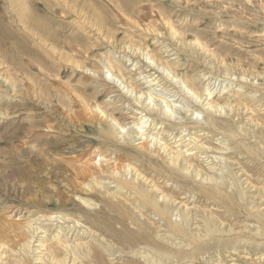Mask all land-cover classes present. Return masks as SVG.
<instances>
[{"label":"rangeland","instance_id":"374dc122","mask_svg":"<svg viewBox=\"0 0 264 264\" xmlns=\"http://www.w3.org/2000/svg\"><path fill=\"white\" fill-rule=\"evenodd\" d=\"M162 146L184 153L177 176ZM118 162L158 184L180 232L120 189ZM40 213L79 220L65 241L103 264H264V0H0L3 264Z\"/></svg>","mask_w":264,"mask_h":264},{"label":"bare ground","instance_id":"6f19581e","mask_svg":"<svg viewBox=\"0 0 264 264\" xmlns=\"http://www.w3.org/2000/svg\"><path fill=\"white\" fill-rule=\"evenodd\" d=\"M75 4V3H74ZM175 31V30H174ZM174 35V34H173ZM197 43H198V40H197ZM199 44V43H198ZM200 45V44H199ZM196 46V45H195ZM203 50H204V48H203ZM216 55V54H215ZM153 59V58H152ZM110 61V60H109ZM114 64H117V66H118V68L121 70V72L123 71V69H121L122 68V65L121 64H119V63H116V62H114L113 60H111ZM110 61V62H111ZM110 62L108 63V67L109 68H111V69H113V67H112V65H114L113 63H111L110 64ZM118 62V61H117ZM212 66V65H211ZM215 67V66H214ZM113 71V70H112ZM171 72H169V74H170ZM190 79V78H189ZM195 79V78H194ZM155 80V79H154ZM196 81H198V80H196ZM187 84V83H186ZM138 85V84H137ZM188 85V84H187ZM192 89H190V91H191ZM207 90V89H206ZM205 90V91H206ZM196 91V90H195ZM189 92V91H188ZM197 92V91H196ZM190 93V92H189ZM196 95V94H195ZM149 98H150V96H149ZM152 98V97H151ZM150 98V99H151ZM209 107L211 108V107H213V105L211 104H209ZM215 107V106H214ZM166 108H168L167 106H166ZM209 110H211V109H209ZM214 110V109H213ZM103 111H101V113H102ZM103 114V113H102ZM212 114V113H211ZM104 115V114H103ZM210 117L212 116V115H209ZM107 117V116H106ZM113 120V119H112ZM115 120L116 119H114V121H112L113 123L115 122ZM214 120H213V118H209V121L208 122H210V123H212ZM161 122V121H160ZM116 123V122H115ZM181 124V123H180ZM184 124V123H183ZM180 125V126H184V125ZM193 124V123H192ZM186 125H187V123H186ZM213 126H215V125H213ZM156 127V126H155ZM137 128V127H136ZM120 129H122V127H120ZM23 132H25V130H23ZM123 132H124V130H123ZM39 134V133H38ZM24 135H25V133H24ZM200 135V134H199ZM127 136H128V134H127ZM152 136V135H151ZM34 137V136H33ZM22 138V137H21ZM153 138V137H152ZM140 140V139H139ZM26 141V140H25ZM20 142H21V140H20ZM164 144V143H163ZM162 144V145H163ZM187 144V143H186ZM163 147V146H162ZM144 148V147H143ZM166 148H167V146H164L163 147V149L162 150H165V152H166V156H168V160L170 161V163H171V166H169V165H167V170H169L170 171V173L171 174H173V175H176L177 176V172L179 171V169H182V167L180 168V166H181V163H182V160H181V158L182 157H184V153L180 150V151H177L176 153H172L171 151L169 152V153H167V150H166ZM168 149V148H167ZM188 149V148H187ZM208 150V149H207ZM189 151V150H188ZM149 149H148V147L145 149L144 148V150H143V153H142V155L145 157V159L147 160V158H150L149 157ZM189 155V154H188ZM101 159V158H100ZM99 159V160H100ZM88 162H90V161H88ZM87 162V163H88ZM92 162V161H91ZM90 162V163H91ZM98 163H100L99 161H97ZM105 162V161H104ZM140 162V161H139ZM139 162H138V164H139ZM86 162L85 163H83L82 165H80V169H86V164H87ZM90 163H88V164H90ZM165 163V162H164ZM188 164V163H187ZM164 165V164H163ZM95 166V165H94ZM87 167L88 168H90L89 167V165H87ZM97 167V166H96ZM95 167V168H96ZM125 165L124 164H122L121 162H118V163H116L113 167H112V170L110 171V175L112 176V177H117L118 175H120L123 171H124V169H125ZM127 167L128 168H130L129 170H131V171H133L134 170V173H133V175L132 176H134L135 178H136V182H134V181H132V182H128L127 180H126V178H125V180H120V178H123V177H119V187H120V189H126V190H129L130 189V191H132V193H134V194H136V195H140L141 196V198L143 199V202H144V204H145V206H146V208L148 207V208H150V209H152L154 212H156L157 213V215L159 216V218H160V221H161V224L164 226L163 228H167V230L168 231H170L171 233H175V232H180V231H177L176 230V228H175V226L171 223V221H170V219L171 218H169L170 216H169V209L167 208L168 206V202H169V200H168V196L165 194V195H163V191H161L160 189H159V187H158V184H156L154 181H152V180H148L146 177H144V175L142 176V174H141V170L140 169H138V168H136V167H134V166H130L129 164L127 165ZM162 167V166H161ZM187 167V166H186ZM190 167H192L190 164L188 165V168H186V169H190ZM99 168H101V166L99 167ZM110 168V167H109ZM93 169V168H92ZM96 170V169H95ZM163 170V169H162ZM166 170V171H167ZM165 171V170H164ZM242 171V170H241ZM184 172V171H183ZM201 171L200 170H198L197 172H196V175H198L199 176V173H200ZM218 172V171H217ZM123 174V173H122ZM180 174V173H179ZM201 174H202V172H201ZM179 177V176H178ZM207 177V176H206ZM204 178V180H206L207 178ZM210 177V176H209ZM214 178V180H215V178L216 177H213ZM181 179V178H180ZM210 179V178H209ZM211 180V179H210ZM228 180V179H227ZM113 181V180H112ZM97 182V181H96ZM215 182H216V180H215ZM211 183V182H210ZM219 183H221V181L219 182ZM99 184V183H98ZM216 184V183H215ZM146 185V186H145ZM217 186H218V184H217ZM214 187V186H213ZM219 187V186H218ZM221 187V186H220ZM215 189H216V187H214ZM118 192V191H117ZM121 192V191H120ZM119 192V193H120ZM154 192H159L160 194H161V199H163V202H164V207L161 209V208H159V203H158V201H157V199L153 196V194H154ZM115 193V192H114ZM87 201V200H86ZM86 201L84 202V203H86ZM58 202H59V204L60 205H62V203L58 200ZM65 204V203H64ZM87 206H90V205H87ZM182 206V205H181ZM64 207V206H63ZM185 207V206H184ZM113 208V207H112ZM120 210V209H119ZM187 210V208L185 209V210H183V212H185ZM123 210H120V211H118L119 212V214H122L123 212H122ZM85 214V213H84ZM171 214V213H170ZM61 215V214H60ZM59 215V216H60ZM88 214H85V216H87ZM196 215V214H195ZM40 217H44V218H46V223L45 224H43L42 222H39V224H37L36 225V222H32V223H30V222H28V224L26 223V224H24L23 225V231H22V233L20 234L21 235V239H22V244H21V252H19L20 253V255H19V257H21L22 255V257L21 258H19L18 256H16V260H14L16 263L15 264H22L23 263V261H24V258L25 257H27V260H28V250L30 249V243H31V241L35 238V236H37L36 235V233H37V231L38 230H41V231H43V234H48V232H51L50 234L52 235V237L50 238V240H51V243L53 242V244H54V246L52 247V246H50V245H47V246H49V248H47L46 247V245H45V243H46V241H49V240H47V238L46 239H44V238H40V239H37V237H36V239H35V241L34 242H36L37 241V245H36V252H37V250H39V254H37L38 256H37V258L35 259V261H41V264H42V260H44V258L43 257H45L46 256V254H47V256H49L48 258H49V260H51V262L52 263H54V264H66V262L68 261L67 260V256L68 257H70L71 258V261H72V264H74L77 260H79V259H83V260H85L86 259V262H82V263H80V264H91L92 263V261H94V263L95 264H103V261H102V259H101V257H102V255L100 256V251H99V253H94V254H92L91 252V246L90 245H88V244H86V243H81V240H79L80 238H76V241L75 242H71V244L70 243H68L67 241L68 240H66L65 241V239L67 238V236H68V232L67 233H65L64 232V228L62 227V223L64 222V223H68V222H70V220H71V217H69L68 219H67V217H66V215L64 214H62V216L59 218V217H57L56 215H54L53 216V214H51V215H44V214H41L40 213V215H39ZM84 216V217H85ZM88 216H90V215H88ZM92 217H94V215L92 216ZM92 217H90V219H92ZM195 217V216H194ZM87 217H85V219H86ZM187 218V219H186ZM73 219H75V218H73ZM72 219V220H73ZM90 219H88V220H90ZM193 219V218H192ZM192 219H191V221H192ZM195 219V218H194ZM62 221L61 223H60V221ZM71 220V221H72ZM76 220V219H75ZM39 221H41V220H39ZM87 221V220H86ZM91 221H93V220H91ZM182 221H183V223H185V225H186V223H187V221H188V215L186 214V213H183V218H182ZM181 221V222H182ZM53 222H56V224H55V226H54V224H53ZM73 222V221H72ZM78 222H79V220L78 221H76V222H73L72 223V228H71V230L74 228V225H77L78 224ZM59 223V224H58ZM63 223V224H64ZM194 223H195V221H194ZM61 224V225H60ZM33 225H36L35 226V228H33ZM67 226V225H66ZM69 226V225H68ZM67 226V227H68ZM195 226V225H194ZM66 227V228H67ZM70 227V226H69ZM21 228V229H22ZM53 230L55 231V233L53 232ZM69 230V229H68ZM179 230H181V229H179ZM200 230V229H199ZM67 231V230H66ZM183 231V230H182ZM181 231V232H182ZM52 232H53V234H52ZM197 232V231H196ZM42 233V232H41ZM77 234L78 233H76V236H77ZM166 234V233H165ZM44 236V235H43ZM165 236V235H164ZM16 239H17V237L18 236H14ZM41 237V236H40ZM20 238V237H19ZM38 238H39V236H38ZM65 238V239H64ZM21 239H20V241H21ZM173 239V238H172ZM79 240V241H78ZM83 241V240H82ZM50 242V241H49ZM19 244H20V242H19ZM18 244V245H19ZM90 244V243H89ZM170 246H171V244H170ZM192 246V245H191ZM51 247L53 248V249H51ZM172 247V246H171ZM95 249V248H94ZM170 250V249H169ZM168 250V252H170ZM172 250V249H171ZM35 251V250H34ZM94 252H96L95 250H93ZM10 253H13L11 250H10V245H8L6 242H3V240L1 239V237H0V264H3V262H2V260L4 259V258H10ZM15 253V252H14ZM43 253H46V254H44L43 255ZM22 254V255H21ZM91 254H92V256H91ZM170 254L168 253V255H166V256H169ZM14 257V256H13ZM92 257V258H91ZM172 257V256H171ZM18 258V259H17ZM13 259H15V258H13ZM92 259H94V260H92ZM156 260H157V262H159V264H165L166 262L168 263L169 261H171V258H169V257H167L166 258V260H163V259H161L160 257L159 258H156ZM26 261V260H25ZM24 261V262H25ZM150 261H153L154 262V260H150ZM69 262V261H68ZM27 263V262H26ZM38 263H40V262H38ZM149 263V262H148ZM5 264H8V263H5ZM30 264V263H29ZM158 264V263H157Z\"/></svg>","mask_w":264,"mask_h":264}]
</instances>
